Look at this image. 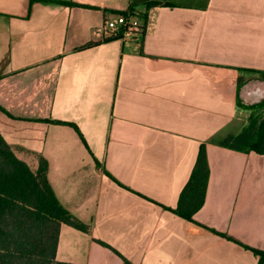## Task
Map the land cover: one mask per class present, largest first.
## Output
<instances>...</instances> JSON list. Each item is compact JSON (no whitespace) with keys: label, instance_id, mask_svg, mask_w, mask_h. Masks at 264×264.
Masks as SVG:
<instances>
[{"label":"crops","instance_id":"obj_1","mask_svg":"<svg viewBox=\"0 0 264 264\" xmlns=\"http://www.w3.org/2000/svg\"><path fill=\"white\" fill-rule=\"evenodd\" d=\"M129 8L143 32L102 41ZM262 71L264 0H0V132L32 170L48 160L89 225L61 224L57 259L258 264L245 246L264 251V154L219 142L264 104L246 103ZM202 143L210 175L189 221L172 209Z\"/></svg>","mask_w":264,"mask_h":264},{"label":"trees","instance_id":"obj_2","mask_svg":"<svg viewBox=\"0 0 264 264\" xmlns=\"http://www.w3.org/2000/svg\"><path fill=\"white\" fill-rule=\"evenodd\" d=\"M162 4L152 1L147 7ZM129 10L134 9L117 13L125 14ZM114 39H122L121 34L104 36L102 41ZM94 44L91 42L85 47ZM261 75L264 77V71ZM64 124L75 128L84 140L75 124ZM219 145L240 152L264 154V112L254 110L243 131L225 137ZM48 168V160L41 156L37 170H32L15 154L0 132V264H77L60 261L56 257L60 227L66 223L89 232V225L60 202L49 181ZM209 175L206 144L202 143L190 178L180 193L178 205L172 209L175 214L193 221L195 213L205 202ZM245 247L259 257L258 264H264V251Z\"/></svg>","mask_w":264,"mask_h":264},{"label":"built area","instance_id":"obj_3","mask_svg":"<svg viewBox=\"0 0 264 264\" xmlns=\"http://www.w3.org/2000/svg\"><path fill=\"white\" fill-rule=\"evenodd\" d=\"M141 17L142 14L137 10H129L125 14L116 13L105 20L99 33L102 36L121 34L123 40H133L143 32Z\"/></svg>","mask_w":264,"mask_h":264},{"label":"rangeland","instance_id":"obj_4","mask_svg":"<svg viewBox=\"0 0 264 264\" xmlns=\"http://www.w3.org/2000/svg\"><path fill=\"white\" fill-rule=\"evenodd\" d=\"M246 91L248 93L247 94L248 98L246 100L247 101L246 103L251 105L264 103V85L262 86L255 85V87H248ZM252 92L254 94H252ZM254 110H257L258 112L262 113L264 112V106H256L254 107Z\"/></svg>","mask_w":264,"mask_h":264},{"label":"water","instance_id":"obj_5","mask_svg":"<svg viewBox=\"0 0 264 264\" xmlns=\"http://www.w3.org/2000/svg\"><path fill=\"white\" fill-rule=\"evenodd\" d=\"M252 94H254V93L252 92Z\"/></svg>","mask_w":264,"mask_h":264}]
</instances>
